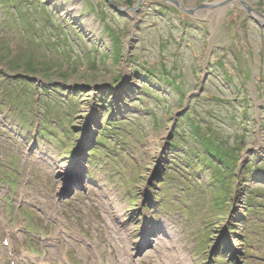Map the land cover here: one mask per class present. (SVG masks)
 Segmentation results:
<instances>
[{
  "label": "rangeland",
  "instance_id": "374dc122",
  "mask_svg": "<svg viewBox=\"0 0 264 264\" xmlns=\"http://www.w3.org/2000/svg\"><path fill=\"white\" fill-rule=\"evenodd\" d=\"M138 1L0 0V264H264V29Z\"/></svg>",
  "mask_w": 264,
  "mask_h": 264
},
{
  "label": "water",
  "instance_id": "95a60500",
  "mask_svg": "<svg viewBox=\"0 0 264 264\" xmlns=\"http://www.w3.org/2000/svg\"><path fill=\"white\" fill-rule=\"evenodd\" d=\"M110 7L112 8V10H114L117 13H122L123 9L120 7H117L116 5H114V3L112 2V0H106ZM166 2H170L171 4H173L179 11L190 15V16H198L200 15L201 11L205 10V9H211L214 7H218L219 5H221V2H213V3H204L201 4L200 6H198L195 9H187L180 1L177 0H163ZM238 2L239 5L241 6V8L250 16V18L262 29H264V14L260 13L254 9H252L244 0H229V2ZM143 2V0H139L137 3V7L136 9L130 8L131 11L134 10H138V6H140V4Z\"/></svg>",
  "mask_w": 264,
  "mask_h": 264
},
{
  "label": "trees",
  "instance_id": "16d2710c",
  "mask_svg": "<svg viewBox=\"0 0 264 264\" xmlns=\"http://www.w3.org/2000/svg\"><path fill=\"white\" fill-rule=\"evenodd\" d=\"M109 5V4H108ZM208 146H209V149H207V146H205V147H203L204 149H205V151H206V153H207V156H205V155H202V156H199L200 158H201V160H204V159H206L207 160V158H209L208 160H207V165L212 169V167H211V164H213L212 162H214V158H213V155H211V156H209L210 155V152L211 153H213V151H217L218 150V147H216L217 145H215V146H213V145H209V144H207ZM209 154V155H208ZM236 160V159H235ZM235 160H233V162L235 161ZM219 169H221V168H219ZM210 173L212 174V171L210 170Z\"/></svg>",
  "mask_w": 264,
  "mask_h": 264
},
{
  "label": "bare ground",
  "instance_id": "6f19581e",
  "mask_svg": "<svg viewBox=\"0 0 264 264\" xmlns=\"http://www.w3.org/2000/svg\"><path fill=\"white\" fill-rule=\"evenodd\" d=\"M11 246V245H10Z\"/></svg>",
  "mask_w": 264,
  "mask_h": 264
}]
</instances>
